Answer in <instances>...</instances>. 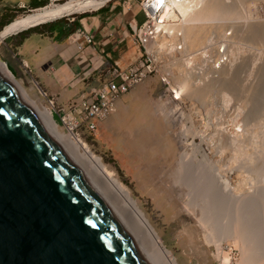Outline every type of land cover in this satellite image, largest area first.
<instances>
[{"label": "rangeland", "instance_id": "1", "mask_svg": "<svg viewBox=\"0 0 264 264\" xmlns=\"http://www.w3.org/2000/svg\"><path fill=\"white\" fill-rule=\"evenodd\" d=\"M19 1L20 0H0V62L7 65L11 70L9 71L6 67V73L9 75L7 74L8 77L6 76L3 78L10 82L12 86L14 85L13 87L20 97L26 102L28 101L27 103L30 106L39 108L45 107L51 110L47 99L40 92L41 86L35 78L31 61L21 52L22 42L24 39L28 38L35 27L29 28L18 34H6L4 33V28L16 18L26 15L35 9L47 6L53 0H42L44 5L37 8H32L31 2L29 3L26 0H24V2L26 1L25 4L19 5ZM240 1L242 2V0ZM58 2L61 1H57L56 3ZM129 2L134 3L135 1L129 0ZM108 4L109 3H107V5ZM241 5L243 6V4ZM241 8L242 15L246 13L245 17L247 21L234 20V23L235 21L237 23L239 21L242 27L244 24L250 26L255 25L257 27L258 25H264V0L253 3L251 6H247V8L244 6ZM90 12L92 11L84 14L87 15ZM81 13L82 12L61 17L58 21L65 23L72 18L83 15ZM242 17L245 21L246 18L244 15ZM237 23L235 24L237 25ZM248 27L249 26H247V28ZM225 30L228 32L233 31L227 23H224L221 28V31ZM256 35V38L253 39L248 35H246L244 39L243 35L242 37L234 38V42L232 41V50L237 56L236 62H241L232 67L238 68L240 65L239 72L237 73L238 76H236L238 80L235 79V85L239 81L243 85L248 84L247 86L251 88L250 91H255L253 101L250 100L251 95L244 93L243 90V95L241 94L240 90L242 86L240 83L237 84V86L239 87L240 85V87L236 92L218 90V92L213 93L212 96L203 99V101L193 98L192 100L190 98L193 104V110L189 114L186 112L181 114L167 99L160 101L159 118L166 126L168 140L174 146L175 158L169 167L162 169V171L160 170L154 177L143 174L140 170H136L132 162L134 159L139 161L136 156L137 148L144 147L156 136L154 131L147 129V125L154 127L157 132L161 129V124L151 108V100L156 99L155 96L161 91V86L157 78H149L151 80L147 79L148 81L146 80L147 82L143 85L137 86L131 90L129 96L123 102V106L117 108L116 112L112 114L110 118L104 121L102 125H99L97 133L92 135L84 133V139L81 140L88 145L93 153L101 158L107 169L114 173L115 177L129 190L131 196L137 201L138 206L157 231L162 244L172 253L178 264H225L222 260L221 251L228 255L229 262L226 264H237L241 259V252L235 247L234 242L231 239L226 240V237L223 236V232L216 228L214 214H211V217L209 216L210 219L207 217V214L210 215L209 212H205L204 214V206L199 205L202 208L204 207L203 209L201 208V210L198 206L189 208L187 205L185 206L187 201L194 202L195 200L192 195V198H190V196H187L188 198L186 197L188 191L186 187H182L180 183L181 177L179 172L181 169L180 166L183 165L181 160L183 155V158L186 157L185 159L188 161L191 160V158L193 159L194 156L200 159L195 153V148L192 147V144H199L198 135L200 133H208L207 136L205 134L207 140H212L213 138L212 141H217L218 138L222 139V135L220 134L222 131L231 132L234 129L229 119L231 116L226 117V115H224L230 113L229 111L232 107L240 108V116L246 115L245 118L237 117L239 118L237 120L246 119L245 122L244 120H241L243 122H239H241V125L245 124L249 134H251L252 129V132H254L252 134L255 135V140H253L254 143L255 141L257 143L254 145H251V143L246 145L247 149L245 151L251 154L250 151L252 150V146L253 150L256 147V151L254 150L257 158L256 164L257 166H259V164L264 165V69L262 70L264 67V39L262 40L263 37L261 35L262 38L258 36L259 34ZM259 50L262 51L260 52ZM17 88H19V90ZM224 94L227 100L229 99L226 102H223L222 97ZM225 103H230L228 104L230 109L226 107L228 106L227 104L224 108ZM223 108L226 109V112ZM58 128L62 134L66 135V132L60 124H58ZM196 132L197 135H195ZM210 135H213L211 136L212 138H210ZM214 135H216L217 138H215ZM248 146H251V149ZM225 152H227L226 149ZM122 159H125V161L122 162ZM196 162V160L192 161L193 164H196ZM130 166L132 167L131 171L129 169L131 168ZM257 170H259V167H256V172H258ZM263 177L264 173H261L260 177L259 173H257L255 180L256 186L254 185L257 189V207L258 210L260 208V212L262 209L260 214L261 220L262 218L264 220ZM197 202L199 201L196 200V203ZM202 217L203 219L207 217L208 220L206 219L204 223H200L199 220L202 219ZM209 227L211 229H209ZM206 235L210 236L206 238ZM216 235L218 236L217 239ZM209 238L212 239L210 240ZM263 240L264 238L262 241ZM217 244H219L218 248L221 247L220 252L216 247ZM260 256L262 260L259 264H264V256Z\"/></svg>", "mask_w": 264, "mask_h": 264}, {"label": "bare ground", "instance_id": "2", "mask_svg": "<svg viewBox=\"0 0 264 264\" xmlns=\"http://www.w3.org/2000/svg\"><path fill=\"white\" fill-rule=\"evenodd\" d=\"M57 1L61 2L56 3ZM107 1L109 0H53L49 5L35 9L10 22L4 28V33L15 34L23 29L35 27V25H40L64 16L93 11L104 5ZM258 1L261 2L262 0H242V2L240 0H182L180 3L171 0V2L166 5L162 15V18L165 20L164 28L168 32L181 33V42L185 46L186 52L204 46H210V52L213 54L220 41H225L229 50V62L218 73L219 77L217 79L205 84H195L196 78L194 76L186 75L182 77L178 86L182 92L184 91V94L186 92L189 98L203 101V99L212 96L213 93L218 92V90L238 91L240 85L238 87L237 84L240 83V81L236 85L235 83L236 80H238L236 76H238L237 73L239 72L240 65L238 68L232 67L241 62H236L237 56L232 50V41L234 38L236 39L243 35L244 39L246 35L253 39L256 38V34H259L258 36L260 38L263 37V40L264 25H262L263 27L260 25H258V27L252 25V27L246 24L249 26L247 28L245 24L243 27L240 26L239 21L238 23L235 21V23H237L236 25L234 20H243V22H246V13H243L246 18L244 21L241 7L244 6L247 8V6H251ZM241 4H243V6ZM170 20L175 22L169 23ZM224 23H227L230 29L233 30L231 31V37L227 40L225 36L226 30L221 31ZM263 69L264 67L262 70ZM6 72V66L0 62V76L5 78L8 74ZM247 85L248 84H241L242 88L239 90L242 95L243 91L251 95L250 100L253 101L255 91L251 92V88ZM17 89L19 90V88ZM222 98L223 102L229 100H227L225 94ZM22 101L30 108L45 132L57 143L68 157V160L76 167L85 181L89 184L91 189L97 192L99 198L105 202L116 219L121 222L147 264H178L172 253L162 244L157 231L138 206L137 201L131 196L129 190L115 177L114 173L107 169L101 158L93 153L83 141L62 134L58 125L52 118L50 109L45 107H32L27 103L28 101L26 102L24 99H22ZM226 104L227 103L224 104V108ZM226 107L229 108V105ZM239 109V107H232L229 111L230 113L224 114L226 117L231 116L229 119L234 129L231 132L222 131V133H220L222 139L218 138L217 141H212L213 138L211 136L213 135H210L212 140H207L206 136L208 133L206 134L204 132L198 135L200 142L197 145L192 144V147L195 148V153L200 159L196 156H194L193 159L191 158L192 161H197L196 164H193L191 160L188 161L185 159L186 157L183 158L184 155L182 156L181 160L183 165L180 166L181 169L179 172L181 177L180 183L182 187H186L188 191L186 197L190 196V198H192V195L195 200L194 202L186 200L185 206L187 205L188 208L192 206H204V214L205 212H209L210 215H206L208 218L211 217V214H214L216 222H213L216 223V228L223 232L224 235H222L226 237V240L231 239L235 247L240 250L241 259L237 264H259L262 260L260 255L264 256V240L262 241L264 238V220L263 218L262 220L260 219L262 209L261 212L260 208L258 210L256 198L257 189L254 185L256 186L255 180L257 173H259V177L261 173H264V165L259 164V166H257L256 164L255 146V151L252 146L253 152L251 150V154L249 153L250 155L245 151L247 149L246 145L250 143L254 145L257 142L255 141L254 143L255 135L252 134L254 133L252 129L251 134H249L245 124L241 125V122H243L241 120L244 119L237 120L239 119L237 117L245 118L246 116L242 114V116H240ZM224 110L226 112V109ZM245 121L246 119L244 122ZM195 135H197V132ZM214 136L217 138L216 135ZM249 148L251 149V146ZM225 149L228 153L225 152ZM256 167H259V170H257L258 172H256ZM196 200L199 202L196 203ZM201 208L202 207H200V210ZM207 217H205V219L202 217V219L197 220H199L200 223H204ZM205 223L209 224L207 222ZM209 229L211 228L209 227ZM217 235L216 239L218 238ZM207 236L208 235L205 237L207 238ZM219 244H217L216 247L220 252L221 247L218 248ZM221 253L222 260L225 264L228 263V255L223 251H221Z\"/></svg>", "mask_w": 264, "mask_h": 264}, {"label": "water", "instance_id": "3", "mask_svg": "<svg viewBox=\"0 0 264 264\" xmlns=\"http://www.w3.org/2000/svg\"><path fill=\"white\" fill-rule=\"evenodd\" d=\"M0 264H147L121 222L2 76Z\"/></svg>", "mask_w": 264, "mask_h": 264}, {"label": "built area", "instance_id": "4", "mask_svg": "<svg viewBox=\"0 0 264 264\" xmlns=\"http://www.w3.org/2000/svg\"><path fill=\"white\" fill-rule=\"evenodd\" d=\"M175 1L180 3L182 0ZM170 2L171 0H138L143 21L133 26L129 24V29L131 38L139 47V57L124 68L109 58H100V64L94 68L93 64L90 65L89 69L97 73L98 77L92 80L82 76L85 82L82 94L85 95L78 101L60 106L54 97L40 88L51 107L53 120L61 125L66 135L83 140L84 133H97L100 123L115 113L118 100L152 77L157 78L161 86L156 99H167L181 114L191 113V99L178 86L182 77L194 76L195 84H205L217 79L218 73L229 62V50L225 41H220L213 54L210 46L186 52L181 42V33L168 32L164 28L165 20L162 15ZM174 22L170 20L169 23ZM75 36L87 39L81 30H77ZM225 36L226 40L229 39L231 31H226Z\"/></svg>", "mask_w": 264, "mask_h": 264}, {"label": "crops", "instance_id": "5", "mask_svg": "<svg viewBox=\"0 0 264 264\" xmlns=\"http://www.w3.org/2000/svg\"><path fill=\"white\" fill-rule=\"evenodd\" d=\"M26 1L20 0L18 4H25ZM134 1L111 0L103 8L87 15L83 13L65 23L55 20L42 24L24 39L21 52L31 61L38 84L49 96L54 97L58 105L66 106L85 95L82 94L85 90L82 76L92 80L98 77L89 66H98L100 58H109L124 68L139 57V47L131 38L129 24H140L143 15L137 4L138 0ZM74 21L78 25L76 29L70 27ZM77 30H81L87 39L76 37ZM130 92L118 100L116 110L123 106ZM151 102L152 112L160 122L161 129L157 132L154 127L147 125V129L154 131L156 136L144 147L137 148L136 156L139 161L134 159L132 163L136 170L154 177L160 170L171 165L175 149L167 138L166 126L159 118L160 100L152 99ZM129 169L131 171L132 167Z\"/></svg>", "mask_w": 264, "mask_h": 264}, {"label": "trees", "instance_id": "6", "mask_svg": "<svg viewBox=\"0 0 264 264\" xmlns=\"http://www.w3.org/2000/svg\"><path fill=\"white\" fill-rule=\"evenodd\" d=\"M44 5V2L42 1V0H32V2H31V7L32 8H37V7H42ZM70 27L72 28V29H76V28H78V25L76 24V22L74 21V22H72L71 24H70ZM37 27H35V29H36Z\"/></svg>", "mask_w": 264, "mask_h": 264}]
</instances>
